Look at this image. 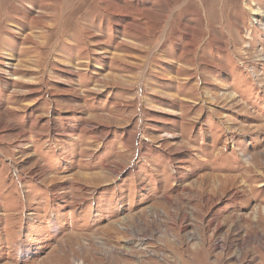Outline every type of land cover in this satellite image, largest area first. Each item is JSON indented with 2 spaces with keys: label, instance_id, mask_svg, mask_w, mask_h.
I'll list each match as a JSON object with an SVG mask.
<instances>
[{
  "label": "rangeland",
  "instance_id": "obj_1",
  "mask_svg": "<svg viewBox=\"0 0 264 264\" xmlns=\"http://www.w3.org/2000/svg\"><path fill=\"white\" fill-rule=\"evenodd\" d=\"M144 1L0 0V264H264V0Z\"/></svg>",
  "mask_w": 264,
  "mask_h": 264
},
{
  "label": "bare ground",
  "instance_id": "obj_2",
  "mask_svg": "<svg viewBox=\"0 0 264 264\" xmlns=\"http://www.w3.org/2000/svg\"><path fill=\"white\" fill-rule=\"evenodd\" d=\"M238 190V189H237ZM260 212H258V215H259ZM259 220V219H258ZM173 236V238L171 239V237ZM160 240L161 242L163 243L164 247L169 250L171 253H172V256L174 255V258H172L171 261L169 262H164L163 264H176L177 262H180V264H191V261H195L196 262V259L193 257L191 258L190 261H187V260H184L182 258V252H181V249H182V244L185 243V238L183 236H180L178 234H172V235H168V234H165L162 235L160 237ZM200 249L202 248V246L199 244L198 246ZM199 248H195L193 250H191V248H189V250H191V252L194 254H196V252H198V249ZM188 249V248H187ZM144 250V248H143ZM146 250V249H145ZM195 256V255H194ZM106 257V256H105ZM108 257V256H107ZM113 257V256H112ZM78 259V258H77ZM108 259V258H106ZM147 259V258H146ZM166 260V259H165ZM114 261V260H112ZM154 261V260H153ZM151 258L147 259V260H139L138 261V264H146L149 263V264H157L155 262H153ZM110 263V262H109ZM115 264H120L118 261H114ZM124 264H128V261H124L122 262ZM77 264H82V263H77ZM132 264V263H131Z\"/></svg>",
  "mask_w": 264,
  "mask_h": 264
},
{
  "label": "crops",
  "instance_id": "obj_3",
  "mask_svg": "<svg viewBox=\"0 0 264 264\" xmlns=\"http://www.w3.org/2000/svg\"><path fill=\"white\" fill-rule=\"evenodd\" d=\"M163 1H166V0H145L144 2L145 4H147V7H148L150 3L156 4V2H163Z\"/></svg>",
  "mask_w": 264,
  "mask_h": 264
}]
</instances>
